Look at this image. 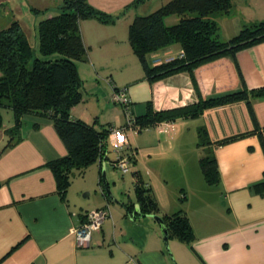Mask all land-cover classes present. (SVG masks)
I'll return each instance as SVG.
<instances>
[{"label": "crops", "instance_id": "0c3cea01", "mask_svg": "<svg viewBox=\"0 0 264 264\" xmlns=\"http://www.w3.org/2000/svg\"><path fill=\"white\" fill-rule=\"evenodd\" d=\"M132 1L89 0L112 15L121 14ZM166 1L149 0L130 8L121 16L127 18L121 27V18L111 23L95 18L81 21L89 53L77 65L84 82L93 85L84 84L83 99L73 106L72 113L87 122L114 123L108 148L113 145L116 155L121 145L135 149L134 168L152 187L161 213L186 211L194 238L185 242L172 237L168 249L152 216L127 213L124 194L116 183L115 194L111 191L115 198L109 196L101 175L110 150L109 158L89 166H93L91 171L71 177L62 195L48 163L65 156L67 147L53 121L27 115L20 140L0 155V264H264V190L258 187L264 181V149L259 136L260 131L264 134V96L253 99L259 127L246 100L146 126L129 121L130 115L144 116L149 104L155 111H166L193 104L201 97L263 87L264 41L238 50L234 57L223 56L200 65L194 72L197 85L188 72L151 82L129 42L128 29L136 14ZM211 18L219 24L220 38L228 40L244 25L264 20V0H234L230 13L214 12ZM178 20L172 15L166 23ZM93 48H106L107 53H93ZM181 51V44L175 42L150 54V59L166 61ZM116 87L128 88L129 111L111 100ZM2 113L0 149L7 144V130L15 123L11 108H3ZM201 129L208 137L203 144H199ZM205 154L217 159L220 181L216 184L208 183L201 169L200 158ZM191 164L193 173L188 171ZM84 191L88 192L83 197ZM135 200L129 196L128 201ZM103 206H109L111 214L101 230L93 233L91 244L79 246L75 229L88 211Z\"/></svg>", "mask_w": 264, "mask_h": 264}, {"label": "trees", "instance_id": "16d2710c", "mask_svg": "<svg viewBox=\"0 0 264 264\" xmlns=\"http://www.w3.org/2000/svg\"><path fill=\"white\" fill-rule=\"evenodd\" d=\"M148 1L133 0L121 14L112 15L96 8L89 0H63L56 14L49 13L39 21L37 49L31 45L17 19L0 29V126L3 125V108H11L15 118L14 126L7 130L9 140L0 149V155L20 140L23 118L35 115L53 121L67 147L65 156L48 163L56 174L62 195L67 191L75 170L82 171L109 158L108 139L110 128L115 127L114 123L101 124L96 120L87 122L72 113L73 106L82 101L85 88L77 62L89 53L80 23L86 18H95L104 23L115 22L130 8ZM233 6L234 0H168L153 10L136 14L129 24L128 39L147 79L155 82L176 73L188 72L197 85L194 72L200 65L223 56L234 57L238 50L264 41V20L244 25L228 40L220 38L219 24L211 18V14L230 13ZM172 15H177L179 20L173 24L166 23V18ZM175 42L182 46L178 56L166 61H151L150 54ZM261 96H264V86L249 92L242 89L207 99L201 97L193 104L166 111H155L153 105L149 104L144 116H130L134 123L146 126L162 119L198 116L206 108L234 100H246L254 122L259 127L253 99ZM259 136L264 149L263 131L259 132ZM207 140L206 130L201 129L199 144ZM130 148L124 146L121 154L131 160L136 200L124 202L123 205L132 216L135 204L139 205L140 213L137 215L140 217L159 215L161 207L157 197L152 187L144 181L141 171L134 168L136 153L135 149ZM116 157L112 164L118 169ZM200 166L208 183L220 181L218 162L214 155H203ZM258 187L264 190V181ZM161 216L167 225L169 239L176 237L181 241H192L194 232L186 211L162 212Z\"/></svg>", "mask_w": 264, "mask_h": 264}, {"label": "rangeland", "instance_id": "374dc122", "mask_svg": "<svg viewBox=\"0 0 264 264\" xmlns=\"http://www.w3.org/2000/svg\"><path fill=\"white\" fill-rule=\"evenodd\" d=\"M62 2L63 0H0V29L7 27L12 22V20L17 19L20 22L24 32L26 33L31 45L37 49L39 48V34L37 28L39 21L44 17L48 16L49 13L52 14L55 12L56 14L58 12V6L61 5ZM123 21L124 22L127 21V18L126 17L121 18V20L118 22L120 23L118 24V27H121V23H123ZM92 52L98 54H106L107 49L93 48ZM79 61L81 62L82 60ZM82 63H85V61H83ZM105 63H108V61L105 60ZM85 84H88V87L93 85L91 83H88V81H85ZM83 92L85 93V88ZM85 109L87 112H89L86 107ZM185 131L189 133L188 129L186 130V127H185ZM128 139L129 138H126V141ZM113 142H115L114 139ZM109 150H110V160H114L117 155L115 154V148L113 147V145ZM110 160H108L106 163V172L110 183L109 187L111 191L115 194V190L119 188L118 190L122 191L124 194L123 195L124 201L128 202L129 196L133 200H135L136 194L133 186L134 177L132 171L130 170L128 173H123L121 170L115 168L110 162ZM175 164H180V163L176 162ZM189 168H188L189 173H193L194 170L193 164H191ZM91 169H93V166L91 168L87 167L82 171L79 169L75 170V172L72 175V179L74 177L77 178L83 175V173L91 171ZM198 169H200V166L198 167ZM115 183L118 186V188L115 185ZM97 189L99 190V188ZM85 192L88 191H84L82 193L83 197L85 196ZM93 193H95V191ZM180 196H181L180 193H178V197Z\"/></svg>", "mask_w": 264, "mask_h": 264}, {"label": "built area", "instance_id": "2783aa9c", "mask_svg": "<svg viewBox=\"0 0 264 264\" xmlns=\"http://www.w3.org/2000/svg\"><path fill=\"white\" fill-rule=\"evenodd\" d=\"M111 100L115 103L123 104L126 106L127 111H129V97L127 87H118L111 93ZM132 122V117L130 116L129 121ZM116 126L110 128V131H115ZM124 146L121 145L117 149L116 163L119 170L126 173L130 170L131 160L127 156L122 155V150ZM111 214L109 206H103L91 211H88L83 221L75 229L76 240L79 246H89L92 241L93 233L101 230L103 223Z\"/></svg>", "mask_w": 264, "mask_h": 264}, {"label": "water", "instance_id": "95a60500", "mask_svg": "<svg viewBox=\"0 0 264 264\" xmlns=\"http://www.w3.org/2000/svg\"><path fill=\"white\" fill-rule=\"evenodd\" d=\"M102 179H103V183H104V190L109 194V196L112 199H114L115 197L113 196L111 189L109 187V181L107 178V172H106V165L105 164H103ZM138 213H140L139 205L135 204L133 214L136 216ZM149 216H152L159 223L163 238H164V240L167 244V247L169 249V231H168V228H167V225H166L164 219L162 218L161 215H157V214H151Z\"/></svg>", "mask_w": 264, "mask_h": 264}]
</instances>
